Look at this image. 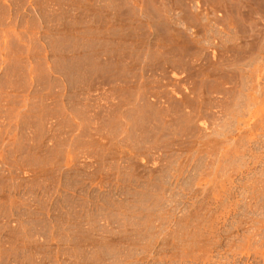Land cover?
<instances>
[{
	"label": "rangeland",
	"instance_id": "rangeland-1",
	"mask_svg": "<svg viewBox=\"0 0 264 264\" xmlns=\"http://www.w3.org/2000/svg\"><path fill=\"white\" fill-rule=\"evenodd\" d=\"M0 264H264V0H0Z\"/></svg>",
	"mask_w": 264,
	"mask_h": 264
}]
</instances>
